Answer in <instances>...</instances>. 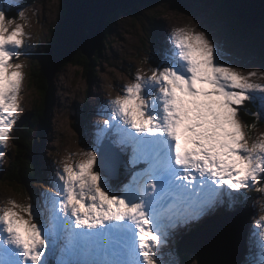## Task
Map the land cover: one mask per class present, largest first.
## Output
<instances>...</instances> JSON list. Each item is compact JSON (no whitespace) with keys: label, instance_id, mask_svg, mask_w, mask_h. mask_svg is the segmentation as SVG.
Segmentation results:
<instances>
[{"label":"snow or ice","instance_id":"obj_1","mask_svg":"<svg viewBox=\"0 0 264 264\" xmlns=\"http://www.w3.org/2000/svg\"><path fill=\"white\" fill-rule=\"evenodd\" d=\"M15 6L0 0V157L23 111L14 61L28 46ZM200 27L175 29L158 59H141L150 74L137 70L102 102L91 147L54 166L49 189L0 208V264H180L182 231L264 193V133L251 135L264 122V84L252 78L264 72H245ZM256 223L249 264H264V217Z\"/></svg>","mask_w":264,"mask_h":264},{"label":"rangeland","instance_id":"obj_2","mask_svg":"<svg viewBox=\"0 0 264 264\" xmlns=\"http://www.w3.org/2000/svg\"><path fill=\"white\" fill-rule=\"evenodd\" d=\"M24 2L25 0H16V6L11 11V17L15 18L14 23L21 24L24 28L28 47L26 48L27 54H22L19 60L14 61V63L23 65L20 96L23 111L9 136L4 155L0 157V208L6 206L9 200H15L18 204L30 203V197L33 201L36 200L42 190L50 188L49 181L54 166H62L64 162L82 159L80 150L82 152L88 150L87 148H90L93 142V125L103 119L97 115L98 107L103 101L120 94V86L130 83L137 70L150 74L152 61L141 63V59L145 56L158 59V53L162 54L167 46L168 37L175 29L195 25L197 31H202L204 28L200 25L203 23L204 27L210 29L230 49L231 58L238 65L243 66L245 72L253 69L264 72V30L250 29L239 23V20L230 15L220 0H157L153 5L139 4L137 9H134L136 11L134 13L121 11L117 21L109 25L110 37L101 45L100 53L93 55L97 57L91 59V65L87 64L91 71L86 72L87 67L77 66L72 62H69L63 69L60 67L54 79V101L47 115V123L46 118L43 119L46 128L38 145L40 157L44 163L43 178L35 180L29 186L22 185L17 180L14 181L13 177L12 179L7 178L10 173H15L11 165L18 154L14 140L15 132L22 125L24 117L32 112L34 101L42 96L37 92V86L31 81L33 66L37 69L41 68L42 62L40 63L38 58L42 57L52 46L65 9L63 0ZM21 11L24 13L23 17L19 15ZM252 79L264 84V77L257 75ZM73 111H77L76 119L72 118ZM42 125L43 121H41L39 134L43 132L44 126ZM261 133H264V122L257 123L256 127L251 130L253 136H259ZM44 158H48V162ZM38 180L40 181L37 182ZM260 186H264V183L258 185ZM259 201L260 207H264V193L257 192L254 188L248 190L245 197L236 202L232 208L224 206L225 211L228 209L227 213L230 208L229 212L241 210L244 207L254 210L250 217V224L247 220L241 224L245 241V247L239 253L245 257L239 259L242 261L241 264H249L248 259L252 260L248 253L250 240L251 237L254 239L256 237L250 236L249 233H252V227L257 226L256 222L261 217ZM21 214L27 218L26 213ZM246 214L249 217L250 212ZM210 217L203 218L198 223ZM192 230L193 227L185 229L177 237L176 243L172 246L175 258L180 261V264H206L209 260L204 259L203 262H199L198 254L187 251L188 241H183V238L187 237ZM218 230L222 232V236L226 233L221 228ZM228 234L226 240H230L235 248L236 239L235 242L231 239L235 238L232 232ZM207 239L208 236L204 235L199 239L191 240L206 255L214 254L213 247L216 245L227 248L226 240L220 242L217 237V240L208 246ZM181 241V253H179ZM209 249L211 250L208 253ZM238 258H232L231 262L226 264H235ZM213 259L222 260L223 258L213 256L210 259L220 264Z\"/></svg>","mask_w":264,"mask_h":264},{"label":"water","instance_id":"obj_3","mask_svg":"<svg viewBox=\"0 0 264 264\" xmlns=\"http://www.w3.org/2000/svg\"><path fill=\"white\" fill-rule=\"evenodd\" d=\"M157 0H64L65 15L57 33L54 45L48 52V61L45 68L49 82L54 79L60 67L65 61L70 62L77 51H81L89 59L93 58L100 49L110 25V16L118 11L128 12L137 8L139 4H150ZM227 11L235 16L239 23L245 26L257 27L264 23V0H224ZM258 28V27H257ZM56 34V33H55ZM55 36V35H54ZM77 117V111H73L72 118ZM218 230L212 228L203 232L208 236ZM232 232L235 239H240L239 229ZM211 233V234H209ZM227 232V236H228ZM200 237V238H201ZM180 251V247H179ZM202 258V251H195ZM234 253H231L233 255ZM209 260L206 264H216ZM231 262L229 258L222 259L219 263Z\"/></svg>","mask_w":264,"mask_h":264},{"label":"trees","instance_id":"obj_4","mask_svg":"<svg viewBox=\"0 0 264 264\" xmlns=\"http://www.w3.org/2000/svg\"><path fill=\"white\" fill-rule=\"evenodd\" d=\"M26 1V0H25ZM222 3L225 2L224 0H220ZM64 2V0H63ZM27 3V1L25 2ZM154 3H150V5H153ZM64 6V4H63ZM226 8V6H225ZM137 9V8H136ZM121 11H118L115 14H112L110 16V24L115 23L117 21V17L120 15ZM136 12L135 10L128 11V13H134ZM64 15H65V9H64ZM64 19V16L61 20V23ZM60 23V24H61ZM245 26V25H244ZM250 29H254L252 26H245ZM257 27L259 29L264 30V23L263 24H258ZM255 27V28H257ZM60 28V25L56 31V34L53 38V43H55V40L57 38V33ZM110 29L108 28L106 31V36L105 40L110 37L109 35ZM104 40V41H105ZM100 53V50L96 53V55ZM97 57V56H95ZM95 57H93L95 59ZM48 61L47 57V52L45 55H43L42 61H39L40 63L42 62L41 69L37 71V68L33 66L35 70V73L33 72L32 79L33 84L36 85L37 87V92H39V95H42L40 99L37 101H34L33 105V110L31 114L35 113V108H36V114L32 118H27L24 119L22 125L18 129L16 135H15V146L17 147V157L11 162L12 167L15 170H13L14 174H9L8 179L13 177V180H17L20 184H25L29 186V184L34 183L35 180L40 179L44 171L42 170L44 167V163L39 155V150H38V142L36 138V132H37V127H40L41 121H43L44 126V118L45 114L49 113L51 109V105L54 101V83L51 84L48 82V78L45 73V68L44 64ZM91 59H89L87 56H85L81 51L75 52L72 60L73 64L80 66V67H87V64L91 65ZM95 61V60H94ZM68 61H65V63L61 66V69H63L65 66L68 65ZM91 71L86 68V72ZM246 121H251V117H244ZM46 162V161H45ZM43 178V177H42ZM38 180L37 182H39ZM31 182V183H30Z\"/></svg>","mask_w":264,"mask_h":264},{"label":"bare ground","instance_id":"obj_5","mask_svg":"<svg viewBox=\"0 0 264 264\" xmlns=\"http://www.w3.org/2000/svg\"><path fill=\"white\" fill-rule=\"evenodd\" d=\"M165 31H167V28H165ZM82 148H84V147H82ZM87 149H89V148H87ZM79 153L81 154L82 151L80 150ZM258 206L260 207V201L258 202ZM263 210H264V207L261 208V217H264V211ZM212 214H214V213H212ZM239 214L240 213L238 212V213H235L233 215H230L227 219L221 220L220 224H222V226H223V228H221L223 232L224 231L228 232L234 225L237 224ZM206 217H208V216H206ZM207 223H213V222L209 219L207 221ZM197 224H200V223H195L190 228H192V227L194 228ZM251 232L252 233H249L250 236H254L257 238V239L256 238L254 239L253 237H251V240H250V246H249V252L248 253H249V255H251V258L253 260L254 257H256L258 255V252H259L258 237H257V226H255L254 228L252 227ZM196 234L197 233H194L193 235H196ZM217 237L219 238L220 242H224V240H226V238H227V233H225L224 236H222V232L220 230H213L211 237H209L210 243L208 244V246H211V242L213 243L215 240H217ZM231 239L235 242V238H231ZM256 243H257V245H256ZM187 245L189 247L191 245H194V241L193 240L188 241ZM225 245L227 247L225 249L222 248L221 246L219 247V245H216L215 247H213V249L215 250L214 254H207L206 255L205 253H202V258L198 259V261L203 262L204 259L210 260L213 256H215V258H223V259H226L224 257H233L235 254L233 243L227 239L225 242ZM202 250L204 251L203 247H202ZM210 250L211 249L208 250V253L210 252ZM231 253H234V254L231 255ZM245 254H247V253H245ZM244 258H245L244 255H242V254L239 255V259H244ZM213 260H218V259H213ZM248 260H249V262L251 261V259H248ZM241 263H242V261H241Z\"/></svg>","mask_w":264,"mask_h":264}]
</instances>
